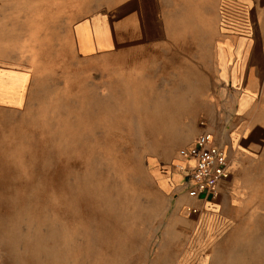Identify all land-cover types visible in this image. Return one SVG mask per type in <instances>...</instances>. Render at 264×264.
<instances>
[{"label":"rangeland","instance_id":"374dc122","mask_svg":"<svg viewBox=\"0 0 264 264\" xmlns=\"http://www.w3.org/2000/svg\"><path fill=\"white\" fill-rule=\"evenodd\" d=\"M69 1L89 16L135 0ZM59 45L37 49L24 103L0 105V264H264V133L227 131L205 48L195 85L181 71L168 88L133 64L101 80ZM202 130L232 175L224 205L193 216L173 165Z\"/></svg>","mask_w":264,"mask_h":264},{"label":"crops","instance_id":"0c3cea01","mask_svg":"<svg viewBox=\"0 0 264 264\" xmlns=\"http://www.w3.org/2000/svg\"><path fill=\"white\" fill-rule=\"evenodd\" d=\"M73 8L69 0H0L1 106L24 103L37 49H51L54 38L64 55L69 49L82 58L92 55L101 80L106 74L117 80V69L126 74L133 64L156 77L160 73L157 78L168 88L186 82L181 71H187L195 85L197 55H202L197 50L203 46L205 55L212 57L210 70L216 73L212 82L217 84L213 87H220L227 131L243 140L264 133V123L256 116L264 107V0L120 1L89 16L81 6L76 15ZM134 73L131 76L137 78ZM202 132L212 134L207 130L198 134ZM181 179L176 172L172 176L175 182ZM226 200L223 196L218 203L204 202L184 194L181 208L191 204L216 211L212 205H224Z\"/></svg>","mask_w":264,"mask_h":264},{"label":"built area","instance_id":"2783aa9c","mask_svg":"<svg viewBox=\"0 0 264 264\" xmlns=\"http://www.w3.org/2000/svg\"><path fill=\"white\" fill-rule=\"evenodd\" d=\"M230 161L224 148L216 144L209 132L196 136L191 145L179 149L173 169L180 174V187L190 200L216 202L231 176ZM187 213L197 214L199 207L185 205Z\"/></svg>","mask_w":264,"mask_h":264}]
</instances>
